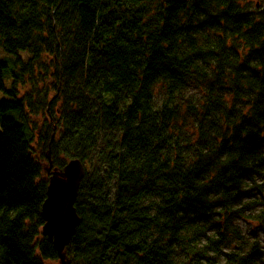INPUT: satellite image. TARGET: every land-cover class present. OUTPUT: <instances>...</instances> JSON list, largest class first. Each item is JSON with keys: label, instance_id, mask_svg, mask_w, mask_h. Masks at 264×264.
Instances as JSON below:
<instances>
[{"label": "trees", "instance_id": "trees-1", "mask_svg": "<svg viewBox=\"0 0 264 264\" xmlns=\"http://www.w3.org/2000/svg\"><path fill=\"white\" fill-rule=\"evenodd\" d=\"M0 55V264L59 261L49 150L71 264H264L263 0H0Z\"/></svg>", "mask_w": 264, "mask_h": 264}, {"label": "water", "instance_id": "water-1", "mask_svg": "<svg viewBox=\"0 0 264 264\" xmlns=\"http://www.w3.org/2000/svg\"><path fill=\"white\" fill-rule=\"evenodd\" d=\"M46 157L48 163L44 169L50 179L47 199L42 207V217L45 222L42 235L47 237L57 249L59 263L71 264L66 249L82 223L75 205L86 168L80 160L73 159L63 169H59L53 165L51 150Z\"/></svg>", "mask_w": 264, "mask_h": 264}, {"label": "rangeland", "instance_id": "rangeland-1", "mask_svg": "<svg viewBox=\"0 0 264 264\" xmlns=\"http://www.w3.org/2000/svg\"><path fill=\"white\" fill-rule=\"evenodd\" d=\"M254 1L259 2L262 0H254ZM1 54H3V53H1ZM7 88H8V86H7ZM23 91H26V90H22V92ZM53 93L54 92L51 93V97H52ZM21 96H22V94H21ZM8 97L9 96L5 92L0 91V101L5 99V98H8ZM43 165H45V163H43ZM235 224L242 230L243 233H240V235L242 237H245V239L247 241H251V239H253L255 237V233H253V230L257 229L258 226L260 225L258 222H253V221H251V225H249L248 223H245L242 220L236 221ZM235 239H237V238L235 237ZM260 244L264 247V230L262 232H260ZM233 245H237V242L233 241ZM263 251H264V249H263ZM57 264H60L59 261L57 262Z\"/></svg>", "mask_w": 264, "mask_h": 264}]
</instances>
